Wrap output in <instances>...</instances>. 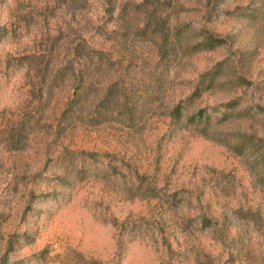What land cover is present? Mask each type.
Here are the masks:
<instances>
[{
	"label": "rangeland",
	"instance_id": "1",
	"mask_svg": "<svg viewBox=\"0 0 264 264\" xmlns=\"http://www.w3.org/2000/svg\"><path fill=\"white\" fill-rule=\"evenodd\" d=\"M0 264H264V0H0Z\"/></svg>",
	"mask_w": 264,
	"mask_h": 264
}]
</instances>
